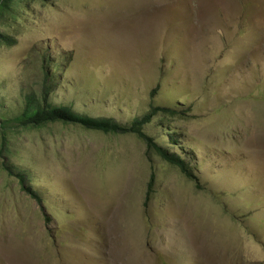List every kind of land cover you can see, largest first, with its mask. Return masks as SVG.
<instances>
[{
    "label": "rangeland",
    "instance_id": "1",
    "mask_svg": "<svg viewBox=\"0 0 264 264\" xmlns=\"http://www.w3.org/2000/svg\"><path fill=\"white\" fill-rule=\"evenodd\" d=\"M5 11L0 264H264V0ZM45 87L52 105L122 125L173 110L142 128L190 173L135 133L15 123Z\"/></svg>",
    "mask_w": 264,
    "mask_h": 264
},
{
    "label": "trees",
    "instance_id": "2",
    "mask_svg": "<svg viewBox=\"0 0 264 264\" xmlns=\"http://www.w3.org/2000/svg\"><path fill=\"white\" fill-rule=\"evenodd\" d=\"M30 1L35 2L38 0H0V17H3L4 14H7V11L5 10H11L14 5L24 4ZM3 39H5V42L7 43L11 41L9 37H5L0 34V42ZM46 96V87L44 88L43 101L41 103H35L30 96H26L22 112L18 117H16L15 123L24 128H39L53 123H62L65 125L79 126L85 130L96 131L105 134L123 135L135 133L146 142L148 153L155 150V152L162 156L164 160L180 168L183 173H190L187 166H185L184 160L180 156H170L165 149L157 146V144L153 142L152 138L144 131V128H142L144 124L150 123L151 117L159 116L160 118H165V116L172 113L173 110L155 107L142 119H137L130 125H122L108 118H94L81 115L68 106L52 105L50 102L46 101ZM161 126H163V123H161ZM1 127V131L9 129L5 123H1L0 128ZM171 137L173 138V136ZM174 141H176L175 137ZM19 178L23 180V176L19 175Z\"/></svg>",
    "mask_w": 264,
    "mask_h": 264
}]
</instances>
